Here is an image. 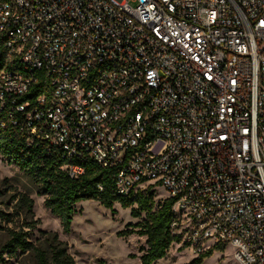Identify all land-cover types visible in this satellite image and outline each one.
<instances>
[{
    "label": "built area",
    "instance_id": "2783aa9c",
    "mask_svg": "<svg viewBox=\"0 0 264 264\" xmlns=\"http://www.w3.org/2000/svg\"><path fill=\"white\" fill-rule=\"evenodd\" d=\"M0 56V109L70 178L118 166L119 194L173 198L180 244L264 264V0H0Z\"/></svg>",
    "mask_w": 264,
    "mask_h": 264
},
{
    "label": "trees",
    "instance_id": "16d2710c",
    "mask_svg": "<svg viewBox=\"0 0 264 264\" xmlns=\"http://www.w3.org/2000/svg\"><path fill=\"white\" fill-rule=\"evenodd\" d=\"M3 58L0 56V68ZM44 76L39 73V80L32 84L27 94L18 101H28L29 107L35 98L47 89ZM20 111H9L5 106L0 109V156L15 164L30 176L38 187V193L45 195L44 206L59 218L63 233L70 231L75 204L80 200L95 199L103 206L112 208L115 202L130 209L132 217L143 216L139 222L128 223L119 234H137L145 236L146 248L139 256L138 264H154L163 258L173 243L180 242V235L172 233L170 222L173 218V198L165 197L154 200L155 192L147 188L135 194L121 195L115 186L118 166L103 167L91 159L82 161L84 172L76 178H70L60 166L66 160L60 151L48 148L41 141L28 144L26 135L19 127ZM16 120L18 124H13ZM23 203L31 205V200L24 197ZM0 216L7 215L0 211ZM0 229L3 226L0 224ZM8 238L0 246V263L15 259L12 264H20L23 254L31 256V264H75V259L68 251L67 243L59 239L56 232H44L46 246L29 239L23 228H6ZM188 244H182V247ZM223 245L211 246L193 257L186 264H201L204 258L214 250H223ZM25 264V263H24Z\"/></svg>",
    "mask_w": 264,
    "mask_h": 264
},
{
    "label": "rangeland",
    "instance_id": "374dc122",
    "mask_svg": "<svg viewBox=\"0 0 264 264\" xmlns=\"http://www.w3.org/2000/svg\"><path fill=\"white\" fill-rule=\"evenodd\" d=\"M154 200L163 199L167 192L162 187L153 188ZM24 197L31 205L23 203ZM45 195L38 193L34 180L15 164L0 156V246L8 238L6 228L27 230L33 242L46 246L44 232H56L65 241L75 264H138L139 256L146 248L145 236L135 233L121 235L119 232L128 223H136L143 217H132L129 208L115 202L112 208L103 206L98 200L85 199L75 204L70 231L63 233L59 218L44 206ZM173 243L166 255L154 264H186L197 255L191 247ZM14 258L6 263L12 264ZM31 264V256L23 254L20 264ZM201 264H239L231 246L217 249Z\"/></svg>",
    "mask_w": 264,
    "mask_h": 264
}]
</instances>
